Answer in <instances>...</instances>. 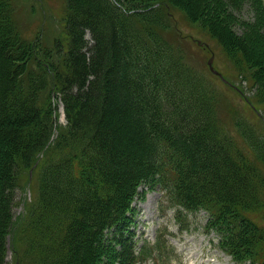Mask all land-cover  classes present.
I'll list each match as a JSON object with an SVG mask.
<instances>
[{
	"label": "trees",
	"instance_id": "trees-1",
	"mask_svg": "<svg viewBox=\"0 0 264 264\" xmlns=\"http://www.w3.org/2000/svg\"><path fill=\"white\" fill-rule=\"evenodd\" d=\"M243 8L249 19L237 15ZM172 10L205 28L217 44L208 50L220 47L227 72L255 89L246 103L264 110L262 0H65L51 47L13 0H0V264L17 225L29 264H140L161 248L175 255L162 235L135 231L142 185L159 186L176 217L207 211L220 249L264 264V140L242 119L218 117L210 94L221 95L226 76L206 66L205 88V72L171 46ZM26 171L34 198L14 225Z\"/></svg>",
	"mask_w": 264,
	"mask_h": 264
},
{
	"label": "rangeland",
	"instance_id": "rangeland-1",
	"mask_svg": "<svg viewBox=\"0 0 264 264\" xmlns=\"http://www.w3.org/2000/svg\"><path fill=\"white\" fill-rule=\"evenodd\" d=\"M13 1L19 9L18 16L23 23L35 28L37 31L41 30L43 42L51 47L52 40L62 35L60 16L64 9L65 0ZM262 1L264 3V0ZM172 11L173 15L171 14V17L174 22L169 27V31L173 36V45L171 44V46L181 52L185 60L189 59L190 65H195L199 71L203 70L205 72L204 85L206 87H204H208L207 76L211 75L207 70L208 59L211 58L213 68L221 76L223 74L220 71L226 76L224 82L219 80L220 87L223 88L221 95L217 93L210 94L212 102L217 103L220 107V109L216 110L218 117L222 119L223 123H232L235 120L242 119L245 122V126L251 127L250 131L259 128L256 133L260 134L264 140V110H257L253 104L250 103L248 105L245 101V99H252V96H256L255 89L249 87L242 74L236 75V72H227L223 64L227 63V61L222 54L220 57L219 52L221 49L219 46L220 50L217 48L214 54L213 51L208 50L211 47L214 48L216 42L207 34L200 23L192 22L182 17V13L178 10ZM249 14L250 12L243 8L240 14L237 15L241 18L249 19ZM235 28L241 30L244 29V25L241 23L239 27ZM176 35L179 37L177 40ZM85 36L90 44L91 40L88 33ZM191 36L194 41L198 39L200 44L205 43L208 47L206 51L197 47L189 38ZM257 97L259 102L263 103L261 98ZM56 103L57 120L59 124L63 125L65 123L63 107L60 102ZM233 109L237 110L235 116L231 112ZM21 184L24 185L22 189L15 188L17 204L13 209L14 225L17 221H21L28 209L27 205L34 198V176L30 181V172L26 171L22 175ZM139 191L144 192V198L141 200L136 197L133 201L137 211L135 231L138 233V237L142 236V239L152 241L160 234L167 240L169 245L174 247L176 253L175 255L168 254L163 248L159 247L161 249L140 264H245L241 263L242 261H239V259L235 260L229 252L219 248L218 235L214 230H206L207 211L203 209L196 211L183 210L181 217H176L174 207L161 204L163 191L159 186L156 185L150 189L146 185H142L139 187ZM18 227L19 225L16 226L15 230H11L10 236L8 235L6 238L5 264H17V260L18 262L20 261L22 253L18 251L20 248L17 240ZM142 239L138 241V244L142 242ZM22 245L23 242H21V247ZM21 249L23 250L24 248ZM19 264H29V260L25 258Z\"/></svg>",
	"mask_w": 264,
	"mask_h": 264
},
{
	"label": "water",
	"instance_id": "water-1",
	"mask_svg": "<svg viewBox=\"0 0 264 264\" xmlns=\"http://www.w3.org/2000/svg\"><path fill=\"white\" fill-rule=\"evenodd\" d=\"M198 42H200V41L198 40ZM208 65H209L210 69H211L214 73H216V71L212 68L211 58L208 59Z\"/></svg>",
	"mask_w": 264,
	"mask_h": 264
},
{
	"label": "bare ground",
	"instance_id": "bare-ground-1",
	"mask_svg": "<svg viewBox=\"0 0 264 264\" xmlns=\"http://www.w3.org/2000/svg\"><path fill=\"white\" fill-rule=\"evenodd\" d=\"M160 62V61H159ZM251 77V76H250Z\"/></svg>",
	"mask_w": 264,
	"mask_h": 264
}]
</instances>
